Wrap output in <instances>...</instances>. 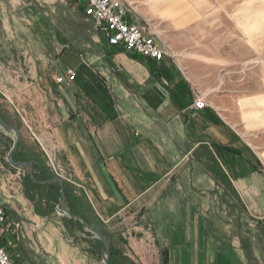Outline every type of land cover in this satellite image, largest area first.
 <instances>
[{"label":"crops","instance_id":"1","mask_svg":"<svg viewBox=\"0 0 264 264\" xmlns=\"http://www.w3.org/2000/svg\"><path fill=\"white\" fill-rule=\"evenodd\" d=\"M62 3L64 29L72 41L59 39L57 45L50 36L39 66L18 72L17 78L0 72V93L33 135L21 131V156L34 162V175L51 177H36L35 184L64 179L79 201L75 215L95 225L139 203L155 209L154 219L167 227L161 252L168 249L169 264H250L241 229L251 220L264 234V121L249 123L247 102L237 101L214 67L181 59L164 31L144 19L131 0H126L128 19L155 28L174 56L148 60L112 46L83 7ZM67 49L74 62L62 67ZM67 68L77 73L70 86L56 79ZM198 91L209 103L203 109L193 107ZM3 133L0 201L9 231L2 243L12 240L11 252L24 264H33L39 250L56 254L59 264H89L87 253L71 245L64 227L55 223L54 202L27 195L30 174L4 156L9 134ZM217 189L240 207L233 221L237 231L230 234L220 235L217 221L199 209L206 194ZM167 210L173 216L165 220Z\"/></svg>","mask_w":264,"mask_h":264},{"label":"rangeland","instance_id":"2","mask_svg":"<svg viewBox=\"0 0 264 264\" xmlns=\"http://www.w3.org/2000/svg\"><path fill=\"white\" fill-rule=\"evenodd\" d=\"M131 1L144 19L150 20L157 30L164 31L165 40L181 54V59L214 67L220 82L231 89L237 101L247 102L246 120L249 123L264 121V0ZM63 9L62 0H0L1 74L15 78L18 72L27 73L34 64L39 66L36 62L44 51L49 50L52 36H55L57 45L59 39L68 43L72 41L73 37L64 29ZM69 51L66 50L62 67L74 62L67 56ZM0 108L7 124L19 126L25 136H33L13 103L1 93ZM2 131L13 140L16 138L13 130ZM24 140L34 142L32 138ZM2 150L6 151L4 147ZM9 153L7 150L4 156L9 158ZM23 168L28 171V166ZM223 194L217 189L206 194L204 203L202 200L196 202L204 204L199 208L202 214L217 221L214 222L217 229L214 228L220 235L237 231L238 225L233 221L240 213V207L230 205L229 197ZM147 209L153 208L139 203L110 219L104 216L105 219L97 225L101 227L102 234L111 239V245L114 242L137 264H161V249L166 242L163 227L166 226L154 219L155 209L150 212ZM53 216L55 223L64 227L68 242L87 253L89 264H105L104 251L87 241L89 235L90 240H96L99 235L80 221L73 225L69 222L70 217L59 215L56 208ZM162 216L167 220L173 214L167 210ZM99 217L102 219L101 215ZM241 231L254 256L258 257L256 263L264 264L262 230L249 220ZM56 257V254L46 255L43 250L35 251L33 264H59ZM140 257L145 258V263Z\"/></svg>","mask_w":264,"mask_h":264},{"label":"built area","instance_id":"3","mask_svg":"<svg viewBox=\"0 0 264 264\" xmlns=\"http://www.w3.org/2000/svg\"><path fill=\"white\" fill-rule=\"evenodd\" d=\"M69 3L83 7L85 15L92 20L94 28L102 32L112 46H121L139 54L145 59L159 61L166 55L174 56L171 48L165 47L157 36L155 28L150 24L142 26L138 22L128 19V6L126 0H67ZM77 73L73 68H67L62 74L56 76L59 83L70 86L76 79ZM209 103L205 95L196 92L193 107L203 109ZM57 213L67 216L66 210L57 204ZM9 231L8 217L5 205L0 201V264H24L15 256L10 248L14 245L12 240L5 244L2 240Z\"/></svg>","mask_w":264,"mask_h":264},{"label":"trees","instance_id":"4","mask_svg":"<svg viewBox=\"0 0 264 264\" xmlns=\"http://www.w3.org/2000/svg\"><path fill=\"white\" fill-rule=\"evenodd\" d=\"M1 114L3 117H5L4 113L2 112V109L0 108ZM0 133L4 134L2 129H0ZM7 137V141H6V149L8 151H10V149L13 146V138L6 136ZM20 147H21V142L19 145V148L16 150V152L13 155V159L16 161H29L28 158L22 157L21 153H20ZM42 164H38L37 166L41 167ZM35 166V165H34ZM35 177L39 178V179H51V177L49 175H46L45 177L43 175H38L35 173ZM50 177V178H49ZM26 187H27V195L33 199V200H37L39 202H42V200H46V202L49 201H53L54 204L56 205L61 197V185L56 182L50 185H43V184H35L32 179L30 178L29 175H27L26 178ZM41 187H46V189H48V192L46 194H42V191H40L39 188ZM65 192L67 195V198L69 200V202L71 203V212L75 214V210H74V203L79 204V201L76 200L75 196L72 194L71 190H69L67 187L65 188ZM83 217V216H81ZM86 221H88L85 217H83ZM66 220V219H65ZM68 221V218H67ZM69 222H71L73 225H75V223H77L73 218H69ZM89 222V221H88ZM80 227L82 228L83 225L79 224ZM91 235L88 236V243L95 245L96 247H98V249L103 250L104 248V243L100 238H97L96 240H90ZM242 245L246 251L247 257L249 259V261L251 262V264H257L256 263V256H254L253 251L250 249L249 244H247V240L243 239L242 240ZM109 263L110 264H137L132 258H130L126 252L122 249L119 248V246H117L116 244H114V242L111 245V249H110V257H109ZM161 264H169V251L168 249H163L161 252Z\"/></svg>","mask_w":264,"mask_h":264},{"label":"water","instance_id":"5","mask_svg":"<svg viewBox=\"0 0 264 264\" xmlns=\"http://www.w3.org/2000/svg\"><path fill=\"white\" fill-rule=\"evenodd\" d=\"M0 125H1V129H8V130H13L15 132V137L14 138V144L10 150L9 153V160L11 161V163L13 165H19V166H28V172L31 176V179L34 183H37L38 180L36 179L35 175H34V162L32 161H16L13 159V153L16 151L20 139H21V132L19 130V128L15 125H9L7 124L1 114H0ZM52 181L58 182L61 185V197H60V201L59 204L66 210L67 212V216H69L70 218H73L75 221H80L81 223L85 224L93 233L99 235L98 237L103 241L104 243V248H103V260L105 262V264H110L109 263V257H110V249H111V239L110 238H106L102 232H101V227L95 225V224H91L88 221H85L83 217L75 215L71 212L70 206H69V202L67 199V195L65 192V181L62 178L56 177L53 180H48L45 181L46 183H51Z\"/></svg>","mask_w":264,"mask_h":264}]
</instances>
